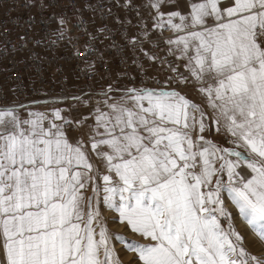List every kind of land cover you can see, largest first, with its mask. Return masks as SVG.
I'll list each match as a JSON object with an SVG mask.
<instances>
[{
  "label": "snow or ice",
  "instance_id": "snow-or-ice-1",
  "mask_svg": "<svg viewBox=\"0 0 264 264\" xmlns=\"http://www.w3.org/2000/svg\"><path fill=\"white\" fill-rule=\"evenodd\" d=\"M116 6L135 7L134 0ZM141 7L153 12L154 30L172 33L163 41L167 56L144 50L146 28L121 36L159 64L162 79L132 59L138 85L132 76L131 87L60 98L72 102L67 108L0 107V264H126L121 252L131 253L127 264H264L236 227L241 220L264 248V0H147ZM103 15L113 17L110 8ZM48 23L56 24L55 39L34 44L66 41L89 68L91 58L104 60L95 41L112 39L107 24L81 29L93 41L81 52L64 15L53 13ZM17 35L13 51L30 52L27 34ZM3 43L8 54L10 41ZM117 222L136 239L108 228Z\"/></svg>",
  "mask_w": 264,
  "mask_h": 264
},
{
  "label": "built area",
  "instance_id": "built-area-1",
  "mask_svg": "<svg viewBox=\"0 0 264 264\" xmlns=\"http://www.w3.org/2000/svg\"><path fill=\"white\" fill-rule=\"evenodd\" d=\"M116 3L117 0H51V8L41 11L26 7L23 0H0V107H33L45 104L42 101H48L46 104L68 105L71 101L60 98L100 93L108 84L117 88L131 87L134 84L132 76H136L135 84L138 85L141 77L137 75V68L131 63L132 59L142 64L148 75L162 79L164 73L159 64L149 61L143 53L135 49L130 50L121 32L126 29L131 36L138 34L141 27L148 29L150 40H143L144 50L162 56H167L164 52L167 45L163 41L172 33L167 30L161 33L152 28L153 12L141 7L146 5L145 0H134L135 7L131 10L117 7ZM109 8L113 17H120L121 21L126 19L131 21V24H125L122 28L113 17L103 15ZM53 13L62 14L69 20L68 35L75 37L72 43L81 52L84 51V44L93 42L87 35L81 34V29L94 33L96 27L107 24L112 29V39L104 40L103 37H98L95 41L104 60L96 63L95 57L91 58L93 66L89 68L79 58L71 57L72 47L68 46L66 41H58L51 47L45 46L43 42L34 44L32 40L38 37L55 39V36L49 37L51 30L56 27V24L48 23V17ZM29 17L34 21L31 31L26 28V24L30 22ZM16 21L18 23H15ZM25 33L30 38L27 47L31 51L17 54L13 51L14 47L19 46L17 34ZM5 40L10 41L6 45L8 54H4ZM112 42L123 44V50L117 52L116 49L107 47ZM139 47L137 45V48ZM168 59L172 60L171 57ZM34 100L41 103L30 105V101ZM222 141L227 145L224 136Z\"/></svg>",
  "mask_w": 264,
  "mask_h": 264
},
{
  "label": "crops",
  "instance_id": "crops-1",
  "mask_svg": "<svg viewBox=\"0 0 264 264\" xmlns=\"http://www.w3.org/2000/svg\"><path fill=\"white\" fill-rule=\"evenodd\" d=\"M145 4H147V0H145ZM164 52L165 53H167V48L165 47L164 48ZM172 58V60H174L175 61V59H174V57H171ZM176 62V61H175ZM72 103V102H71ZM70 103V104H71ZM70 104L69 105H66V104H61V103H51V104H41V105H36V106H33V107H31L33 110H35V111H45V110H47V109H51V108H53V107H60V108H67V107H69L70 106ZM88 112H89V109H87V108H83L82 106L80 107V115H87L88 114ZM21 115L22 116H26L27 115V113L26 112H24V111H22L21 112ZM209 139H212L215 143H218V144H221V145H223V146H231V145H225L224 143H223V141H222V136H216V135H213V136H211V137H209ZM111 215L112 213L110 212V210H107V209H105L104 210V215ZM240 220H237V222H236V227H237V229L239 230V231H241L242 233H243V231H245V232H251V231H246V225L245 224H241L240 222H239ZM245 228V229H244ZM118 229V228H117ZM124 233H129V234H132V233H130V232H125L124 231ZM252 233V232H251ZM132 239H136V238H132Z\"/></svg>",
  "mask_w": 264,
  "mask_h": 264
},
{
  "label": "rangeland",
  "instance_id": "rangeland-1",
  "mask_svg": "<svg viewBox=\"0 0 264 264\" xmlns=\"http://www.w3.org/2000/svg\"><path fill=\"white\" fill-rule=\"evenodd\" d=\"M69 105V104H68ZM105 217H108L109 215H104ZM241 224H244L241 220L239 221ZM108 228L116 233V232H120L124 235H126L129 239H132V238H136L134 236V234H129V233H124V229L120 226V224L117 222V223H108ZM118 228V229H117ZM245 229V228H244ZM243 233H246L247 235V238H248V241L249 243L246 245L248 250L253 253L254 255H264V248H262L259 243L256 241L253 233H249V232H245L243 231ZM116 247L117 248H120L121 246L119 244H116ZM121 258L126 262L127 264V261L131 258V253H127V252H121Z\"/></svg>",
  "mask_w": 264,
  "mask_h": 264
}]
</instances>
